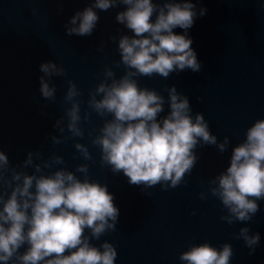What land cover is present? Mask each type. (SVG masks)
<instances>
[{
    "label": "clouds",
    "instance_id": "clouds-1",
    "mask_svg": "<svg viewBox=\"0 0 264 264\" xmlns=\"http://www.w3.org/2000/svg\"><path fill=\"white\" fill-rule=\"evenodd\" d=\"M198 3L200 0H91L82 11H76L64 25L68 36H91L100 19L96 10L106 12L121 5L125 8L116 13L115 21L132 34L110 37L120 59L104 68L103 79L89 91L83 116L78 99L82 92L68 81L60 105L64 115L53 125L59 135L49 137L52 144L83 139L82 122L88 123L95 113L103 123L89 130L88 136L91 145L100 150V165L114 175L123 173L130 185L143 189L160 185L163 191L186 183L185 176L199 159L198 147L214 145L221 154L227 151L230 138L219 141L202 113L193 116L188 96L175 85L165 86L166 101L155 89L141 87L137 79L154 75L167 79L172 73L202 70L188 36L196 19L207 13L206 8L197 9ZM176 28L183 29V34H176ZM103 50V45L97 49ZM121 65L124 73L117 77L114 69ZM39 71L41 97L55 101L57 86L52 78L66 76V70L50 60L42 62ZM166 102L169 110L161 116ZM74 149L78 156L74 154L73 159L94 162L88 145L77 141ZM65 165L63 156L52 154L45 159L36 150L12 166L0 150V264H115L118 253L112 243L96 246L91 242L116 231L120 210L113 194L107 184L90 179L88 163L78 164L74 171ZM208 193L220 201L226 212L220 219L228 225H247L260 211L264 119L247 128L245 139L232 148L228 166L208 181L207 192H200V199H206ZM233 235L243 240L249 256L255 254L259 232L244 226ZM233 255L229 243L217 248L203 242L191 244L178 259L182 264H231Z\"/></svg>",
    "mask_w": 264,
    "mask_h": 264
}]
</instances>
